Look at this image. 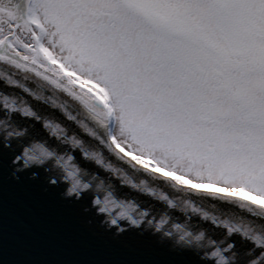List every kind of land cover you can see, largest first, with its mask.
I'll return each mask as SVG.
<instances>
[{
	"label": "snow or ice",
	"instance_id": "snow-or-ice-1",
	"mask_svg": "<svg viewBox=\"0 0 264 264\" xmlns=\"http://www.w3.org/2000/svg\"><path fill=\"white\" fill-rule=\"evenodd\" d=\"M0 84L56 109L121 163L248 205L247 219L205 215L223 236L211 255L178 250L196 264H264V0H0ZM49 133L100 155L0 91V155L14 146L13 164ZM232 237L249 246L242 256Z\"/></svg>",
	"mask_w": 264,
	"mask_h": 264
},
{
	"label": "water",
	"instance_id": "water-1",
	"mask_svg": "<svg viewBox=\"0 0 264 264\" xmlns=\"http://www.w3.org/2000/svg\"><path fill=\"white\" fill-rule=\"evenodd\" d=\"M29 87L35 88L31 83ZM0 91L18 94L42 118L66 126L69 135L78 134L89 153L100 154L86 159L70 142L67 146L49 143V133L47 138L31 139L26 144L40 145L34 151L38 155L49 154L48 170L32 167L15 172L11 162L14 146L3 150L0 264H196L195 257L178 249H190L202 258L206 251L209 255L214 251L210 243L214 238L223 239L220 230L205 221V215L237 220L249 217L251 209L241 201L194 192L145 173L128 161L121 163L56 109L3 84ZM64 164L76 172L81 185H88L81 187V197L65 198V184L59 180L49 183L50 177L59 179ZM97 197L100 205L95 203ZM109 209L113 211L109 213ZM112 217H123V233L113 227ZM128 217L136 219L137 225ZM177 224L183 231L176 230ZM169 232L171 235H166ZM231 242L241 256L249 247L240 237H232ZM218 259L223 261V257Z\"/></svg>",
	"mask_w": 264,
	"mask_h": 264
},
{
	"label": "clouds",
	"instance_id": "clouds-1",
	"mask_svg": "<svg viewBox=\"0 0 264 264\" xmlns=\"http://www.w3.org/2000/svg\"><path fill=\"white\" fill-rule=\"evenodd\" d=\"M24 147L27 148L29 151L27 152L22 151L20 154L21 159L19 161L13 162V165L15 166L14 168L15 172H23L32 167H44L46 170H48L47 168V164L49 160L48 153L45 152V153H41L38 155L36 152L31 150L33 148L32 145H25ZM24 160H27L28 162L27 165L24 164ZM61 168H62V173L58 180L67 186L66 190L62 193V195L65 198H73V197L78 198L79 196H77V193L78 192L80 193L82 185H81L80 180L77 178L76 172L73 170H70L67 164L61 165ZM33 176H35V173H33ZM50 178L53 179V177H50ZM54 179H57V178L54 177ZM97 199L99 198L97 197ZM108 211L109 213H111V211L113 210L109 209ZM122 218L123 217L117 218V221L121 222ZM180 249L190 250V249H185L183 247H180Z\"/></svg>",
	"mask_w": 264,
	"mask_h": 264
}]
</instances>
